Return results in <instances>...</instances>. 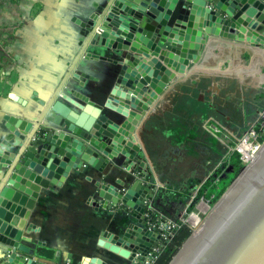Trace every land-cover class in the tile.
I'll return each instance as SVG.
<instances>
[{
    "label": "water",
    "instance_id": "95a60500",
    "mask_svg": "<svg viewBox=\"0 0 264 264\" xmlns=\"http://www.w3.org/2000/svg\"><path fill=\"white\" fill-rule=\"evenodd\" d=\"M97 10L91 21L75 22L87 37V49L103 47L107 52L104 58L88 51L86 58L115 64L114 82L123 90L113 89L109 98L118 102L115 112L124 120L108 122L102 106L84 96H78L83 103L64 96L37 100L41 108L31 111V118L19 111L7 116L9 133L0 144V171L11 169L10 175L0 177V234L9 252L4 264H47L57 257L43 242L22 235L23 217L34 204L14 186L22 176L41 186H60L62 178L88 165L102 171L122 151L125 161H138L132 134L137 113L163 93L174 72L183 73L189 61H199V49L210 34L245 41L251 48L264 46V0H104ZM190 41L195 42L192 47ZM70 79L86 92V81L93 77L75 68ZM10 145L20 149L14 164L5 152ZM97 186L104 208L127 209L137 222L121 233L102 234L101 246L131 264L154 256L165 239L146 216L153 188L139 179L130 185L117 181ZM77 264L112 262L93 254ZM172 264H264V148Z\"/></svg>",
    "mask_w": 264,
    "mask_h": 264
},
{
    "label": "crops",
    "instance_id": "0c3cea01",
    "mask_svg": "<svg viewBox=\"0 0 264 264\" xmlns=\"http://www.w3.org/2000/svg\"><path fill=\"white\" fill-rule=\"evenodd\" d=\"M103 1L0 0V144L9 133L7 116L12 111L31 118L30 112L41 108L37 100L48 101L54 96H64L68 102L90 100L102 106L108 122L120 124L124 120L115 112L118 102L109 98L113 89L123 90L114 82L115 64L86 58L88 51L104 58L107 52L103 47L94 48L97 52L87 49V37L81 36L75 22L91 21ZM193 43L190 41L189 47ZM199 53L197 63L189 61L183 73L174 72L175 79L163 93L147 110L137 113L132 134L139 147L138 161H125L122 151L109 159L102 171L88 165L62 178L60 186H41L23 176L22 182L14 185L34 200L23 217L22 235L43 242L57 255L47 264H77L93 254L108 258L112 264H131L103 248L101 235L121 233L137 222L127 209L104 208L97 183L130 185L139 179L155 192L147 211L168 222L165 209L174 205L168 193H181L172 188L191 187L192 182L197 191L203 173L218 158V140L207 127L208 120L216 117L238 128L253 118L261 105L258 92L264 89V46L251 48L245 41L210 34ZM160 63L166 65L164 60ZM75 68L93 77L86 81V92L70 79ZM213 82L216 87L212 90ZM17 150L12 145L5 150L13 164ZM4 174L1 170L0 177L11 174L10 167ZM35 176L46 178L39 173ZM1 238L5 237L0 234V264H4L9 252ZM162 245L159 242L158 247ZM143 261L137 259L135 264Z\"/></svg>",
    "mask_w": 264,
    "mask_h": 264
},
{
    "label": "rangeland",
    "instance_id": "374dc122",
    "mask_svg": "<svg viewBox=\"0 0 264 264\" xmlns=\"http://www.w3.org/2000/svg\"><path fill=\"white\" fill-rule=\"evenodd\" d=\"M261 87H264V85H262ZM258 96H262V99H260L261 105H259V108L256 110L255 115L247 124L251 123L257 117L258 111L264 107V89L260 88ZM247 124L241 123L238 124V128H234L232 126H229L228 123L222 121L220 122L219 120L217 121L216 117H212L208 120L207 127L216 135L218 140V158L214 160L211 164H209V169H207L203 173V182L211 178L214 174H217L218 177H223L225 172L232 170V166L230 165L231 158L234 152H237L235 151V148L239 143L238 139L240 138L241 134L245 132ZM213 126H216L218 130L215 131L213 129ZM263 141L261 142V145L264 144ZM245 146V152H247L248 154H252V156L256 155L258 149L255 148V144H252L250 147L248 144H246ZM240 157L241 156L239 154V160L242 163V170L245 167V163L243 162V156V161ZM172 189L173 191L177 190L181 193H177L176 195H174V193H168L167 197L172 198L174 205L172 209H169L168 211L167 209H165V214L168 215H164V218L171 222L172 225H175L174 228H176L178 225H180V223H182L188 226L193 232L206 219L210 211L216 205V201L211 202L212 196L201 197L197 201H192L196 189L192 190L191 187L188 185H184L182 188L173 187Z\"/></svg>",
    "mask_w": 264,
    "mask_h": 264
},
{
    "label": "trees",
    "instance_id": "16d2710c",
    "mask_svg": "<svg viewBox=\"0 0 264 264\" xmlns=\"http://www.w3.org/2000/svg\"><path fill=\"white\" fill-rule=\"evenodd\" d=\"M263 140L264 129L260 131V141ZM230 163L232 170L225 172L223 177H218L217 174H214L211 178L203 182L194 194L192 201H197L201 197L211 196V202L217 201L242 168L239 153L234 152ZM195 185L193 182L191 183L192 190L195 189ZM147 213L151 222L158 217L156 212L147 211ZM191 232L188 226L180 223V225L173 229V235L165 240L162 248L154 254L150 264H168Z\"/></svg>",
    "mask_w": 264,
    "mask_h": 264
},
{
    "label": "built area",
    "instance_id": "2783aa9c",
    "mask_svg": "<svg viewBox=\"0 0 264 264\" xmlns=\"http://www.w3.org/2000/svg\"><path fill=\"white\" fill-rule=\"evenodd\" d=\"M213 129L215 131H217L218 129L216 128V126H213ZM264 129V107L261 108L258 113H257V117L249 124H247V128L245 130L244 133L241 134L240 138L238 139V145L235 148V151H237V153L240 154V158L242 160V156H243V143H246L249 145V147L252 144H255V148L257 149L261 142L260 141V131ZM243 161V160H242ZM146 216L148 217V214L146 213ZM149 218V217H148ZM150 227L155 228L156 230H158V233L160 234V236H162L165 240H167L168 238H170L172 236L173 233V228L175 227V225H172L171 222H162V220H160V218H156L153 222H151L149 224ZM163 246V245H162ZM161 247H157L156 248V252L162 248ZM153 256L148 255L147 257L144 258V264H150L152 261Z\"/></svg>",
    "mask_w": 264,
    "mask_h": 264
},
{
    "label": "bare ground",
    "instance_id": "6f19581e",
    "mask_svg": "<svg viewBox=\"0 0 264 264\" xmlns=\"http://www.w3.org/2000/svg\"><path fill=\"white\" fill-rule=\"evenodd\" d=\"M264 142V141H263ZM244 146H243V162L245 163V167L244 169L242 170V172L239 174V176L234 180V182L227 187V189L225 190V193L220 196V198L218 199L216 205L214 206V208L210 211V213L208 214V216L206 217V219L191 233L190 237L184 241L182 247L180 248L179 252L173 256V259L172 261L170 262V264H172L174 262V260L176 259V257L179 255V253L182 251V249L187 245V243L192 239V237L196 234V232L200 229V227L205 223V221L209 218V216L214 212V210L222 203V201L228 196V194L230 193V191L233 189V187L235 186V184L237 183V181L240 179V177L243 175V173L246 171V169L249 167L250 163L252 162V160L255 158V156L260 153V151L264 148V144L261 145L257 148V152H256V155H253L252 154H248L247 152H245V148H246V143H243ZM255 153V152H254ZM253 153V154H254Z\"/></svg>",
    "mask_w": 264,
    "mask_h": 264
}]
</instances>
